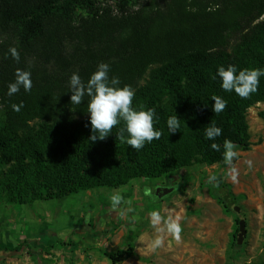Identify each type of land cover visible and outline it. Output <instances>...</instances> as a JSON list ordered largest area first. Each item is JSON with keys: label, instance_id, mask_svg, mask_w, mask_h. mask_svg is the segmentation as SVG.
I'll use <instances>...</instances> for the list:
<instances>
[{"label": "trees", "instance_id": "obj_1", "mask_svg": "<svg viewBox=\"0 0 264 264\" xmlns=\"http://www.w3.org/2000/svg\"><path fill=\"white\" fill-rule=\"evenodd\" d=\"M117 1L120 7L113 13L94 8L91 0H0V166H6L0 187L6 203L56 200L137 178L157 179L192 164H222L225 139L248 149L244 113L255 103L264 105V76L258 90L243 99L234 90L225 92L217 73L229 65L237 74L264 69V21H257L264 0H227L212 12L179 6L156 17L123 11L122 4L131 0ZM11 47L18 50L19 62L11 57ZM100 63L109 65V80L119 78L117 87L134 90V110L155 109L160 139L136 151L117 137L125 127L121 120L104 140H90V98L71 104L69 81L77 73L86 84ZM17 69L31 73L32 88L9 96ZM213 96L227 101L223 112L212 111ZM175 115L180 128L170 134L167 119ZM258 117L264 121V111ZM33 121L39 123L32 129ZM211 125L222 129L214 140L205 135ZM208 193L224 212L234 214L236 200L225 185L212 184ZM235 231L229 244L234 253L243 243L234 244ZM20 248L33 264H49L26 242L4 251ZM131 255L130 246L103 254L111 264Z\"/></svg>", "mask_w": 264, "mask_h": 264}, {"label": "rangeland", "instance_id": "obj_2", "mask_svg": "<svg viewBox=\"0 0 264 264\" xmlns=\"http://www.w3.org/2000/svg\"><path fill=\"white\" fill-rule=\"evenodd\" d=\"M94 8H108L113 13L120 7L117 0H91ZM222 2V3H220ZM227 0H131L122 4L123 11H142L159 15L171 14L177 7H184L186 10L198 5L206 12L220 10L222 4L227 5ZM264 21V13L257 20ZM234 39V38H233ZM230 39L229 44L234 40ZM144 79L139 80L138 87L142 86ZM264 111V105L255 103L245 110L244 120L248 134V149L245 151L236 148L237 157L233 160V166L237 169L238 175L235 181L231 179L229 166L224 163L221 167L204 166L192 164L188 167L178 169L157 179L134 180L142 182L131 189L133 181L118 188H94L90 190V196L85 197L83 192L72 194L58 200L34 201L31 203L16 205L6 203L0 187V228L11 217L14 222L18 220L13 217L14 211H22L26 218L25 227L30 225L32 215L31 209L37 212L39 217L55 219L57 216L61 221L63 215L69 223L72 220V227L85 224L87 218L85 212L88 208L82 207L84 213L83 220L78 217L79 203L83 199L90 200L96 209L105 206V201L116 191L121 193L138 194L139 201L135 209L132 210L133 216L142 218L143 212H150L164 202L172 208L170 213L172 218L180 217L181 239L175 240L171 235V256L140 258V264H264V121L258 117V113ZM85 115L84 117H88ZM2 113L0 110V126L2 124ZM39 121L29 123L33 129ZM248 161L252 162L249 167ZM6 166H0V172ZM230 174V193L235 197V205L239 210L237 214L224 212L208 193V186L216 183L224 184V178ZM215 176L216 180L211 181L210 177ZM150 194H146L145 190ZM160 191V195L157 194ZM212 201L208 203L207 199ZM79 207V208H78ZM78 208V209H77ZM107 214V211L104 212ZM161 216V215H160ZM64 217V219H65ZM162 217V216H161ZM206 219V225L201 224ZM244 222L245 236L241 248L237 252H231L229 244L231 235L235 229V221ZM79 228V227H78ZM86 229V228H85ZM91 233L90 229H86ZM211 236V239L206 238ZM213 249V250H212ZM214 256H210V251ZM251 257L249 262L246 260ZM248 262V263H247Z\"/></svg>", "mask_w": 264, "mask_h": 264}, {"label": "crops", "instance_id": "obj_3", "mask_svg": "<svg viewBox=\"0 0 264 264\" xmlns=\"http://www.w3.org/2000/svg\"><path fill=\"white\" fill-rule=\"evenodd\" d=\"M224 163L213 166L221 167ZM134 180H132V190L142 183L134 182ZM222 185H225L230 192V174L224 178ZM83 194L88 198L90 190L84 191ZM121 195L124 197V202L116 209L112 207L111 197L105 201L103 208L101 206L98 209L92 206L90 200L83 198L79 200L78 217L83 220L84 213L81 210L83 206H86L88 208L85 211L87 218L84 220L85 224L82 223L74 229H70L72 220L69 219L68 223L65 215L62 221L57 216L55 219L53 217L44 221V217H39L37 212L31 209L32 219L30 225L25 227L26 218L21 213L22 211L12 212L13 217L18 216L19 218L16 223L10 217L0 228V257H3L0 259V264H33L26 255L25 248H20L15 253L4 251L21 242L31 244L32 247L36 246L35 250H41V258L49 261V264H111L103 254L123 250L126 246L132 248V255L116 264H140L137 261L140 258L151 257L154 260L153 258L160 256L170 257L172 254L171 234L166 229L163 232H158L157 229L164 228L163 220L171 216L172 208L164 201L151 213L146 211L141 213L143 216L139 218L137 214L133 216L132 213V210L136 208L133 205L140 202L138 194L134 191L131 194L125 192ZM207 201L210 202L209 204L212 203L209 198ZM105 211L107 214L104 213ZM153 212H158L163 218L161 223L155 226L152 223L151 214ZM203 221L201 224L206 225V219ZM85 228L90 229L91 233H87ZM157 236L162 237L164 242L161 247L153 250L151 245ZM206 238L211 239V236L208 235ZM214 251V253L210 251L209 254L214 256L215 260L217 256H215V249ZM250 259L251 257H248L246 260L249 262Z\"/></svg>", "mask_w": 264, "mask_h": 264}, {"label": "clouds", "instance_id": "obj_4", "mask_svg": "<svg viewBox=\"0 0 264 264\" xmlns=\"http://www.w3.org/2000/svg\"><path fill=\"white\" fill-rule=\"evenodd\" d=\"M11 57L19 62L20 55L15 47L9 48ZM110 68L107 63H100L97 70L91 75L88 82L85 84L77 73H73L70 77V102L71 104L79 105L83 102V98L88 96V113H90V124L92 135L91 141L104 140L111 133L113 128L120 124L123 120L125 127L121 128L117 133V137L121 142L127 143L132 149L139 151L144 148L146 143H151L153 140H158L162 136V131L156 130L154 126V117H156L155 109L134 110L132 107L134 90L131 86L117 87L120 81L119 78L113 77L109 80ZM218 76L221 79V87L225 92L235 91V93L243 99L249 98L258 90L260 77L264 76V69H243L237 74V68L234 65H229L227 68L221 66L218 69ZM21 87L25 91H30L32 88L31 73L17 69L15 72V81L8 85V95L11 96L20 91ZM214 104L212 111L221 113L227 107V101L220 96H213ZM23 107L13 104L12 108L19 111ZM168 131L170 134H175L180 128V119L175 116H170L167 119ZM125 132L128 136L125 137ZM222 134V129L215 125L207 127L205 135L207 139L214 140ZM223 147L225 149L223 156L224 162L229 165L231 179L236 180L238 172L233 166V160L238 153L235 151L237 145L232 141L225 139ZM213 150L219 151L220 145L211 144ZM249 167L252 162H247ZM211 181H215L216 177H210ZM218 186V185H216ZM146 194H150L149 190H145ZM124 202V197L119 191H116L111 196V204L113 209L118 208ZM153 225H158L162 221V217L158 212L152 214ZM180 217H168L163 220L164 228H158V232L166 231L171 234L175 240L181 239ZM163 238L157 236L152 242V249L155 250L163 245Z\"/></svg>", "mask_w": 264, "mask_h": 264}, {"label": "water", "instance_id": "obj_5", "mask_svg": "<svg viewBox=\"0 0 264 264\" xmlns=\"http://www.w3.org/2000/svg\"><path fill=\"white\" fill-rule=\"evenodd\" d=\"M157 194L160 195V191L157 190ZM238 206H233L232 207V211L234 214L238 213ZM244 235H245V230H244V222L242 220H238L236 222V231L233 235V242L235 245L240 246L243 239H244Z\"/></svg>", "mask_w": 264, "mask_h": 264}]
</instances>
